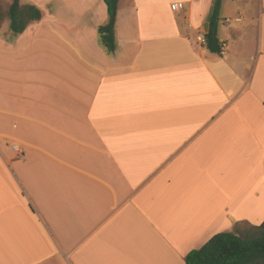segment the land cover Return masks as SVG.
I'll list each match as a JSON object with an SVG mask.
<instances>
[{
	"label": "crops",
	"instance_id": "obj_1",
	"mask_svg": "<svg viewBox=\"0 0 264 264\" xmlns=\"http://www.w3.org/2000/svg\"><path fill=\"white\" fill-rule=\"evenodd\" d=\"M213 3L118 0L110 55L103 0L19 3L41 18L0 32V264H186L264 221V0L221 1L219 54Z\"/></svg>",
	"mask_w": 264,
	"mask_h": 264
},
{
	"label": "trees",
	"instance_id": "obj_2",
	"mask_svg": "<svg viewBox=\"0 0 264 264\" xmlns=\"http://www.w3.org/2000/svg\"><path fill=\"white\" fill-rule=\"evenodd\" d=\"M222 0H214L210 13V26L205 47L219 54L222 45L217 37V20ZM107 8V23L98 28L100 45L110 55L115 51V22L118 0H103ZM12 38L20 35L30 24L41 18L34 5H19L13 0L7 13ZM186 264H264V221L245 231L222 232L210 238L201 248L192 250L185 257Z\"/></svg>",
	"mask_w": 264,
	"mask_h": 264
},
{
	"label": "rangeland",
	"instance_id": "obj_3",
	"mask_svg": "<svg viewBox=\"0 0 264 264\" xmlns=\"http://www.w3.org/2000/svg\"><path fill=\"white\" fill-rule=\"evenodd\" d=\"M10 2H13V0H0V32L9 31V22L7 21V23L3 24V21L7 19L6 13L11 5ZM25 2H27V0H19L20 4H24ZM14 148L18 147L12 146L13 151L15 150ZM244 229L248 230V227L246 226Z\"/></svg>",
	"mask_w": 264,
	"mask_h": 264
},
{
	"label": "built area",
	"instance_id": "obj_4",
	"mask_svg": "<svg viewBox=\"0 0 264 264\" xmlns=\"http://www.w3.org/2000/svg\"><path fill=\"white\" fill-rule=\"evenodd\" d=\"M174 8H175V6H174ZM196 41L198 42V43H200V44H203V45H205V39H204V37H202V36H197L196 37ZM222 48L223 47H221V51H222ZM17 152H19L20 150H19V148H14Z\"/></svg>",
	"mask_w": 264,
	"mask_h": 264
},
{
	"label": "water",
	"instance_id": "obj_5",
	"mask_svg": "<svg viewBox=\"0 0 264 264\" xmlns=\"http://www.w3.org/2000/svg\"><path fill=\"white\" fill-rule=\"evenodd\" d=\"M204 33H207V24L204 26Z\"/></svg>",
	"mask_w": 264,
	"mask_h": 264
}]
</instances>
